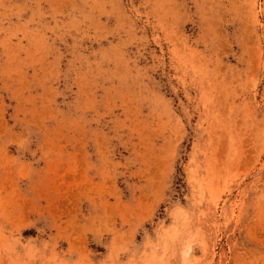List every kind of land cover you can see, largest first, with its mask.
I'll use <instances>...</instances> for the list:
<instances>
[{
	"label": "rangeland",
	"instance_id": "1",
	"mask_svg": "<svg viewBox=\"0 0 264 264\" xmlns=\"http://www.w3.org/2000/svg\"><path fill=\"white\" fill-rule=\"evenodd\" d=\"M0 264H264V0H0Z\"/></svg>",
	"mask_w": 264,
	"mask_h": 264
}]
</instances>
